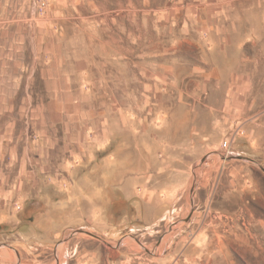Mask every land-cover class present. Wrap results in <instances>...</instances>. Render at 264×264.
I'll list each match as a JSON object with an SVG mask.
<instances>
[{"label":"rangeland","instance_id":"374dc122","mask_svg":"<svg viewBox=\"0 0 264 264\" xmlns=\"http://www.w3.org/2000/svg\"><path fill=\"white\" fill-rule=\"evenodd\" d=\"M207 26L264 52V0H0V264H264L263 66L166 216L126 201Z\"/></svg>","mask_w":264,"mask_h":264},{"label":"crops","instance_id":"0c3cea01","mask_svg":"<svg viewBox=\"0 0 264 264\" xmlns=\"http://www.w3.org/2000/svg\"><path fill=\"white\" fill-rule=\"evenodd\" d=\"M203 6L211 8L209 3ZM245 6L226 4V7L241 9ZM208 27L202 34H190L186 38L190 56L182 64L185 76L181 81L188 80V83L172 89L176 91L177 101L190 107V129L179 140L172 136L155 137L148 148L142 149L139 165L129 164L130 187L125 194L126 201L134 209L143 206V211H135V219L145 224L166 216L177 202L180 189L191 185L194 164L215 148L217 141L201 124L236 122L242 110L249 107L243 100L251 91L253 76L263 73L260 67H264V52L256 46L253 48V41L245 40V46H239L222 30L220 34H210ZM164 84L160 83L161 89ZM137 185L140 188L136 190Z\"/></svg>","mask_w":264,"mask_h":264},{"label":"built area","instance_id":"2783aa9c","mask_svg":"<svg viewBox=\"0 0 264 264\" xmlns=\"http://www.w3.org/2000/svg\"><path fill=\"white\" fill-rule=\"evenodd\" d=\"M223 147L225 149L229 150V148H230V139L229 138L223 141Z\"/></svg>","mask_w":264,"mask_h":264},{"label":"bare ground","instance_id":"6f19581e","mask_svg":"<svg viewBox=\"0 0 264 264\" xmlns=\"http://www.w3.org/2000/svg\"><path fill=\"white\" fill-rule=\"evenodd\" d=\"M6 252V250H4Z\"/></svg>","mask_w":264,"mask_h":264}]
</instances>
